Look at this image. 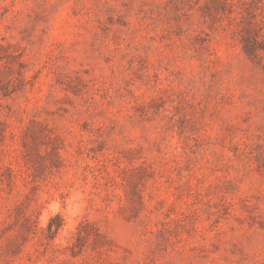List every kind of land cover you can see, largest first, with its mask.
I'll return each mask as SVG.
<instances>
[{
    "label": "rangeland",
    "instance_id": "1",
    "mask_svg": "<svg viewBox=\"0 0 264 264\" xmlns=\"http://www.w3.org/2000/svg\"><path fill=\"white\" fill-rule=\"evenodd\" d=\"M0 264H264V0H0Z\"/></svg>",
    "mask_w": 264,
    "mask_h": 264
}]
</instances>
